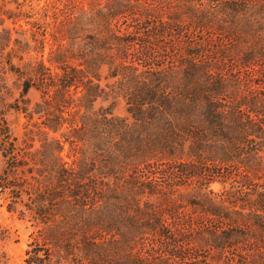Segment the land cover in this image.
I'll use <instances>...</instances> for the list:
<instances>
[{
    "label": "trees",
    "instance_id": "obj_1",
    "mask_svg": "<svg viewBox=\"0 0 264 264\" xmlns=\"http://www.w3.org/2000/svg\"><path fill=\"white\" fill-rule=\"evenodd\" d=\"M14 1L0 199L33 228L23 264H264V0Z\"/></svg>",
    "mask_w": 264,
    "mask_h": 264
},
{
    "label": "rangeland",
    "instance_id": "obj_2",
    "mask_svg": "<svg viewBox=\"0 0 264 264\" xmlns=\"http://www.w3.org/2000/svg\"><path fill=\"white\" fill-rule=\"evenodd\" d=\"M21 3L20 8L27 10L30 8L28 3H31V6L34 9H37L40 5L44 4L48 0H16ZM17 3L14 0H0V17L4 18V23L6 25H12L10 18H7L5 13H2V9L6 10H15ZM17 23H21L25 26L24 20L21 19ZM38 94L36 91L32 90L30 92V98L32 100L37 99ZM108 102H106L107 104ZM113 112L118 115H125V104L120 100L114 106ZM8 121L14 130L20 133L23 130V125L25 123V118L21 113L9 112L7 114ZM67 148V147H66ZM65 153V152H64ZM66 160L71 161V157H65ZM213 190L217 191L221 189V184L219 182L211 183ZM0 223L3 226H6L10 229L11 235L10 238L0 240V251H4L9 257L11 264H23V258L25 249L27 248L28 242L30 240V232L32 227L27 221L19 220L14 215L6 210L5 205L1 204L0 199Z\"/></svg>",
    "mask_w": 264,
    "mask_h": 264
}]
</instances>
